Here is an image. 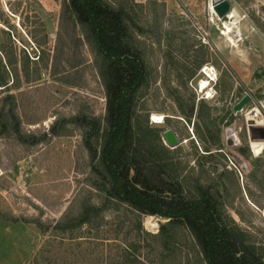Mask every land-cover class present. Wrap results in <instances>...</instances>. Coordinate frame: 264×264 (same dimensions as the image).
I'll list each match as a JSON object with an SVG mask.
<instances>
[{
	"label": "rangeland",
	"instance_id": "1",
	"mask_svg": "<svg viewBox=\"0 0 264 264\" xmlns=\"http://www.w3.org/2000/svg\"><path fill=\"white\" fill-rule=\"evenodd\" d=\"M108 1L131 17L130 44L146 71L133 120L158 131L164 160L175 165L164 178L179 182L185 198L206 191L223 222L264 261V151L254 156L252 148L253 139L264 140V0H229L232 18H218L211 0ZM0 65L7 82L0 84V264H37L41 255L53 261L56 222L91 206L99 215L66 237L107 238L114 252L139 245L141 264H205L186 227L174 228L171 240L150 236L167 219L111 199L95 171L86 140L100 151L106 91L99 57L68 0H0ZM203 66L214 78L205 93L197 90ZM244 94L251 100L233 114ZM89 119L100 121L97 136L87 137ZM229 126L237 145H226ZM165 128L176 132L177 146L164 143ZM86 240L70 242L79 252L74 264L100 262Z\"/></svg>",
	"mask_w": 264,
	"mask_h": 264
},
{
	"label": "trees",
	"instance_id": "2",
	"mask_svg": "<svg viewBox=\"0 0 264 264\" xmlns=\"http://www.w3.org/2000/svg\"><path fill=\"white\" fill-rule=\"evenodd\" d=\"M68 6L99 57L100 76L106 91L105 127L100 135V151L89 140L86 146L92 160L98 163L95 171L109 184L110 198L125 203L140 216L166 218L157 234H150L154 238L171 240L174 228L186 227L200 247L205 264H264L263 254H257L254 246H244L242 239L223 222L217 203L206 191H200L198 198H185L179 182L164 178L165 171L175 165L164 160L169 152L161 144L158 131L154 130L151 135L147 126L140 127L133 120L135 94L145 82L146 71L140 53L130 44L131 17L125 8L115 7L108 0H68ZM0 84L7 85L1 65ZM87 123L91 125L87 137L97 136L100 121L89 119ZM136 125L139 132L135 131ZM99 209L91 206L74 220L59 219L54 229L60 234H53L58 241L50 245L55 247L54 259L50 261L41 255L37 264H74L79 252H75L70 242L82 238L94 243V250L100 252L97 264H141L139 245L123 243L122 249L114 252L107 238L65 236L76 227L90 224L99 215ZM138 224L141 230V223ZM65 241L69 242L68 247ZM47 251L49 248H44L41 254ZM89 253L93 254V250Z\"/></svg>",
	"mask_w": 264,
	"mask_h": 264
},
{
	"label": "water",
	"instance_id": "3",
	"mask_svg": "<svg viewBox=\"0 0 264 264\" xmlns=\"http://www.w3.org/2000/svg\"><path fill=\"white\" fill-rule=\"evenodd\" d=\"M213 9L218 17L222 18L226 16L227 13L233 9V5L229 0H211ZM251 100L249 94H244L233 106L232 112L236 114ZM161 137L166 145L169 147H175L180 143V140L176 132L172 128H165L161 132ZM225 139L227 146H234L238 144L237 134L233 130L232 126H229L225 129Z\"/></svg>",
	"mask_w": 264,
	"mask_h": 264
},
{
	"label": "bare ground",
	"instance_id": "4",
	"mask_svg": "<svg viewBox=\"0 0 264 264\" xmlns=\"http://www.w3.org/2000/svg\"><path fill=\"white\" fill-rule=\"evenodd\" d=\"M211 4V3H210ZM211 8L213 9V5L211 4ZM214 10V9H213ZM232 10V9H231ZM230 10V11H231ZM228 12L229 13V15H228V17H234L235 16V14L233 13V12ZM215 12V11H214ZM227 13V14H228ZM218 18H220V17H218ZM231 31H232V29L230 28V26H228V25H225V32H226V34H230L231 33ZM230 38V37H229ZM206 66L204 67V69H203V71H205L206 70ZM208 72H209V70H207ZM211 72V71H210ZM211 75V74H210ZM210 83V82H209ZM207 86H208V84H207V81L206 80H203L201 83H200V88H199V91L201 92V91H204V90H206V88H207ZM207 91H209V90H207ZM209 93H207V94H205V98H209ZM153 116V115H152ZM154 117H156V118H158V119H153V123L155 122V123H161L162 122V120H163V116H161V115H154L153 116V118ZM257 140V139H256ZM252 147H253V150H256V151H259L260 153L262 152V151H264V140H262V141H255V139L252 141Z\"/></svg>",
	"mask_w": 264,
	"mask_h": 264
},
{
	"label": "flooded vegetation",
	"instance_id": "5",
	"mask_svg": "<svg viewBox=\"0 0 264 264\" xmlns=\"http://www.w3.org/2000/svg\"><path fill=\"white\" fill-rule=\"evenodd\" d=\"M207 68H206V70L205 71H203V70H200V72L204 75V77L203 78H201L199 81H198V83H197V90L200 88V83L203 81V80H206L207 81V84H208V86H207V88H206V90H208L209 89V87H210V85H211V81H213V77L210 75L211 74V70L208 68V66H206ZM207 70H209V72L207 71ZM210 82V83H209ZM206 90H204V91H201V93H205V91ZM199 91V90H198ZM233 113V112H232ZM250 126H256V124H251ZM251 130V129H250ZM249 134H250V131H249ZM249 138H256V136H254V134H251V136L249 135ZM254 140V139H253ZM263 139H255V141H262ZM253 148V147H252ZM254 151V150H253Z\"/></svg>",
	"mask_w": 264,
	"mask_h": 264
},
{
	"label": "clouds",
	"instance_id": "6",
	"mask_svg": "<svg viewBox=\"0 0 264 264\" xmlns=\"http://www.w3.org/2000/svg\"><path fill=\"white\" fill-rule=\"evenodd\" d=\"M153 119H154V118H153ZM258 126H264V121H262V122H259ZM253 155H254V156H259V155H260V152H259V151H256V150H254V152H253Z\"/></svg>",
	"mask_w": 264,
	"mask_h": 264
},
{
	"label": "built area",
	"instance_id": "7",
	"mask_svg": "<svg viewBox=\"0 0 264 264\" xmlns=\"http://www.w3.org/2000/svg\"><path fill=\"white\" fill-rule=\"evenodd\" d=\"M204 67H205V66H203V67L201 68V70H203V69H204Z\"/></svg>",
	"mask_w": 264,
	"mask_h": 264
},
{
	"label": "snow or ice",
	"instance_id": "8",
	"mask_svg": "<svg viewBox=\"0 0 264 264\" xmlns=\"http://www.w3.org/2000/svg\"><path fill=\"white\" fill-rule=\"evenodd\" d=\"M154 119H158V118L154 117Z\"/></svg>",
	"mask_w": 264,
	"mask_h": 264
}]
</instances>
